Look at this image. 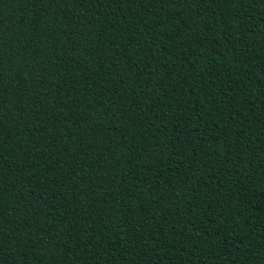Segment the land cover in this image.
I'll use <instances>...</instances> for the list:
<instances>
[{
    "label": "trees",
    "instance_id": "trees-1",
    "mask_svg": "<svg viewBox=\"0 0 264 264\" xmlns=\"http://www.w3.org/2000/svg\"><path fill=\"white\" fill-rule=\"evenodd\" d=\"M0 264H264V0H0Z\"/></svg>",
    "mask_w": 264,
    "mask_h": 264
}]
</instances>
